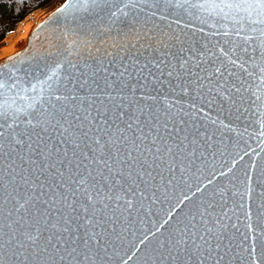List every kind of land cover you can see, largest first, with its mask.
<instances>
[{
  "label": "snow or ice",
  "instance_id": "1",
  "mask_svg": "<svg viewBox=\"0 0 264 264\" xmlns=\"http://www.w3.org/2000/svg\"><path fill=\"white\" fill-rule=\"evenodd\" d=\"M102 2L109 20L118 24L147 0H65L56 12L71 8L74 13L88 14ZM161 2L167 4L168 15L178 13L201 21L204 41L175 52L162 42L158 55L144 56L143 61L139 55L124 56L118 66L113 59L91 72L86 70L91 65L82 70L71 60L63 65L57 61L50 73L36 81L27 75L21 78L14 64L7 71L0 67V154L7 155V170L16 184L8 193L12 206L0 220V264H96L107 258L108 220L98 217L97 210L115 205L131 215L142 209L144 201L160 199L157 177L164 181L166 171L172 174L170 183L174 170L186 172L202 159L204 153L198 152L199 145L185 131L184 117L195 118L205 105L235 104L240 97L256 117L252 135L264 142V0ZM156 12H160L159 4ZM80 43L79 37L72 39L67 55L79 56ZM84 43L90 46L92 41ZM68 65L74 71L69 72ZM132 79L155 82L153 87L163 86L167 79L188 97V108L177 107L165 91L153 99L163 97L160 108L170 120L161 123L151 106L147 113L138 105L126 110L123 87ZM173 80L179 82L172 84ZM79 89L102 96L82 97ZM22 125L25 131H20ZM203 143L206 148L207 141ZM161 186L167 188V183ZM200 191L197 185L196 192ZM217 195L213 192L190 208L167 238L158 240L152 253L145 254L146 264H264V244L241 246L229 235L230 230L239 232V219L233 222L228 200L222 193L219 199ZM189 200L187 193L177 199L169 210L170 219L171 212ZM248 220L244 241L256 240L259 226L250 216ZM169 222L165 220L156 232ZM260 232L264 233V227ZM151 237L156 238L155 232ZM149 241L145 233L132 246L135 253L120 257L122 264L134 260L140 246Z\"/></svg>",
  "mask_w": 264,
  "mask_h": 264
},
{
  "label": "water",
  "instance_id": "2",
  "mask_svg": "<svg viewBox=\"0 0 264 264\" xmlns=\"http://www.w3.org/2000/svg\"><path fill=\"white\" fill-rule=\"evenodd\" d=\"M63 3L65 0L32 23L25 43L0 56V67L7 71L14 64L21 78L27 75L28 80L36 81L43 79L45 73H50L57 61L63 65L67 60H71L82 70H85V65H91V68L86 69L91 72L101 62L107 64L113 59L118 66L121 57L124 56L139 55L143 61L144 56L158 55L162 42L171 46L167 49L168 51L175 52L181 46L195 47L197 41L203 42L205 39V35L200 32V28L203 27L201 21L191 16H180L178 13L168 15V6L161 0L141 2L118 24H112L109 20L107 7L103 2L88 14L74 13L71 8L57 13L56 8ZM158 4L159 13L156 12ZM109 25L112 27L109 28ZM206 32L207 28H205ZM77 37L81 40L78 48L80 55L68 56L66 49L71 40ZM85 39L92 41L90 46L84 43ZM132 43L139 46L136 49L128 47ZM153 49L157 51L153 52ZM109 52L113 55H106ZM108 67L116 71L111 65ZM67 70L74 71L71 65L67 66ZM178 82L173 80L172 84ZM99 83L101 87H104L103 79ZM126 83L127 86L123 87V94L128 97L125 100L126 110H135L138 105L147 113L151 106L153 115H157L161 123L166 119L170 120L171 117L160 108L163 97L160 101L153 99L165 91L171 94V99L176 102L177 107L183 105L185 109L188 108L190 102L188 97L178 93L167 79L163 86L155 84V87H153L155 82H146L142 79L139 82L132 79ZM156 89H159V93ZM106 91L114 92V89H106ZM79 95L91 96L94 100L102 96L101 93L93 94L86 89H79ZM129 101H131V108H129ZM197 108H199V102ZM176 118L180 119L179 116ZM184 120L188 122L185 131L189 134L190 140L195 139L196 145H199L198 152L204 153L203 158L197 159L195 165L190 166L186 172L174 170L175 179L170 183L168 177L172 174L166 171L164 181L157 177L156 185L160 186V199L155 203L144 201L142 209L133 210L131 215L115 205L111 208L98 209L96 215L98 217L103 215L108 220L109 248L107 258L98 260L96 264H122L120 257L126 259L125 253H135L137 250L132 246L138 245L144 234L149 233L150 241L140 246V251L134 260L128 261V264H146L144 256L146 253H152V249L157 246V241L167 238L176 222L182 220L190 208L213 192L218 193L217 199H219V193H222L228 200V207L232 209L230 215L233 222L239 219V232L235 230L229 232L234 242L241 246L252 243L264 244V233L260 232V227H264V142L258 141L252 135L256 117L246 110V105L240 97H237L235 104L217 103L213 107L205 105L195 118L185 116ZM181 126L184 127V125ZM25 127L22 125L20 131H25ZM204 141H207L206 148ZM7 149L8 144L5 142V153ZM17 150H20L19 147ZM19 163V160H16V164L19 165ZM9 167L10 161L7 155L0 154V176H3V180H0V184L3 185V188H0V192L3 193L0 195L3 216H0V220L7 216V211L12 206L8 193L16 187L8 173ZM221 172L225 175H221ZM210 179L211 183H209ZM164 183H167V188L161 186ZM197 185L201 188L200 192H196ZM185 193L190 200L171 212L170 219L171 206L177 199H183ZM249 216L251 222L259 226L256 229L257 238L244 241L243 234L247 230ZM165 220H170L169 224L156 232V228L164 224ZM153 232H155V239L151 237ZM231 264H235V261Z\"/></svg>",
  "mask_w": 264,
  "mask_h": 264
},
{
  "label": "trees",
  "instance_id": "3",
  "mask_svg": "<svg viewBox=\"0 0 264 264\" xmlns=\"http://www.w3.org/2000/svg\"><path fill=\"white\" fill-rule=\"evenodd\" d=\"M49 0H0V40L8 26L21 20L29 12L46 4Z\"/></svg>",
  "mask_w": 264,
  "mask_h": 264
},
{
  "label": "rangeland",
  "instance_id": "4",
  "mask_svg": "<svg viewBox=\"0 0 264 264\" xmlns=\"http://www.w3.org/2000/svg\"><path fill=\"white\" fill-rule=\"evenodd\" d=\"M62 0H49L46 4L38 7V8H35L34 10H32L31 12H29L25 17L26 18V21L28 23H30L32 25V23L37 20L39 17H41L44 13H46L48 10L52 9L54 6H56L57 4H59ZM25 17H23L21 20L13 23L12 25L8 26L7 30H6V33H5V36L6 37L8 35V33H10L11 31H13L14 27L17 26V24L19 22H22L23 19L25 20ZM3 37V38H4ZM2 38V39H3ZM0 40V46L2 45H6V42H3V40ZM19 40H17L16 44H15V47H12V45L8 46L7 48V53L14 50L15 48L19 47L20 43L18 42Z\"/></svg>",
  "mask_w": 264,
  "mask_h": 264
},
{
  "label": "bare ground",
  "instance_id": "5",
  "mask_svg": "<svg viewBox=\"0 0 264 264\" xmlns=\"http://www.w3.org/2000/svg\"><path fill=\"white\" fill-rule=\"evenodd\" d=\"M26 18L27 17H25V20L23 19L22 22H19L17 26L14 27L13 31L8 33V35L2 39L3 42H6V45L0 46V56L7 53L8 46L12 45V47H15L17 40L21 41L19 47L25 43L27 33L31 27V24L26 21Z\"/></svg>",
  "mask_w": 264,
  "mask_h": 264
}]
</instances>
